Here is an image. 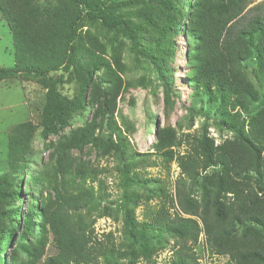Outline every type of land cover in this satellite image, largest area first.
I'll return each instance as SVG.
<instances>
[{
	"label": "trees",
	"instance_id": "1",
	"mask_svg": "<svg viewBox=\"0 0 264 264\" xmlns=\"http://www.w3.org/2000/svg\"><path fill=\"white\" fill-rule=\"evenodd\" d=\"M31 1L22 2L23 10ZM67 1L77 9L75 18L67 22L66 15L62 24L55 26L50 21L45 29L34 31L21 25L16 6L10 13L2 9L13 34L16 69L0 68V80L15 73L47 75L59 67L64 72L74 68L81 78L79 94L72 99L57 91V80L49 90L40 132L45 149L50 150L49 162L33 178L46 196L31 200L23 216L19 212L22 184L16 172L27 168L33 128L21 124L9 136L10 173L0 176V255L8 250L9 264H110L114 258L137 264L140 258L150 260L156 251L154 240L161 242L160 238L167 236L177 247L170 264H198L192 251L203 235L214 254L228 258L226 264H264V97L247 73V64L253 63L254 74L264 78V1L251 6L252 0H192L187 2V11L182 0H127L106 5L100 0ZM84 12L93 25L98 23L106 32L127 38L133 54L151 65L165 93L172 88L168 59L175 54L173 38L185 32L192 41L184 51L191 82L203 97L218 99L222 119L217 125L233 133V140L221 146H215L206 133L188 143V150L177 157L174 195L157 181L161 201L151 219L142 223L134 216L140 197L126 188L154 181L130 174L136 167L135 158L116 135L114 113L121 78L105 58L89 65L76 51L75 28ZM148 27L153 40L143 45L142 34ZM90 44L102 53L96 41ZM61 46L65 49L63 61ZM102 66L108 82L104 87L94 80L95 71ZM88 107L90 120L63 133L71 117L83 115ZM229 108L232 112L238 109L245 118L232 114ZM52 136L57 139L52 141ZM176 143L180 144L168 129L156 133L153 147L171 161L170 148ZM90 149L100 157H115L122 165L125 243L115 245L110 233L98 237L89 221L100 208L94 190L87 186L100 174L85 159ZM174 208L181 214L171 213ZM19 222L23 236L29 238L35 228L39 236L35 242L11 250ZM49 236L54 254L42 261ZM21 252L26 259L20 260Z\"/></svg>",
	"mask_w": 264,
	"mask_h": 264
},
{
	"label": "rangeland",
	"instance_id": "2",
	"mask_svg": "<svg viewBox=\"0 0 264 264\" xmlns=\"http://www.w3.org/2000/svg\"><path fill=\"white\" fill-rule=\"evenodd\" d=\"M23 1L0 0V68L3 69L15 70L16 59L13 34L2 9L10 13L16 6V12L23 23L21 25L32 31L38 27H40L39 30L45 29L44 25L50 21H53L55 26L62 24L61 20L66 15L69 18L67 22L77 16L76 7L67 0H32L25 10L21 7ZM100 1L106 5L127 0ZM188 1L192 2V0H182L184 11H187ZM263 1L252 0L251 6ZM28 17L34 18L33 23H29ZM149 29L150 27L142 34L143 45L147 44L150 39L153 40V34ZM91 40L96 41V45L100 46L102 53L93 50L90 44ZM173 40L175 42V54L168 59V65L173 74L171 77L172 88L169 93H165L163 84L158 81L151 65L133 54L129 40L122 34L106 32L105 28L98 23L93 25L86 18L85 12L79 17L77 28H75L74 46L82 58H87L86 63L90 65L96 61L97 64L100 58H105L107 64L121 78V89L116 100L114 113V123L119 131L116 135H119L126 143L130 153L135 158L136 167L130 174L137 173L139 179L154 181V183L144 185L132 183L126 188L128 193L133 194L135 192V195L140 197L134 210V216L139 223L150 220L158 209L161 201L159 183L167 189L169 194L174 195V185L179 175L177 157L188 150V143L204 133L213 140L215 146H221L226 141L233 140V133L229 132L227 128L217 125L222 119L218 99L210 101L203 97L199 93L200 89H197L191 82V70L184 59V51L190 47L192 41L183 31H180L178 37L173 38ZM64 51L62 46L59 47L62 61L64 60ZM87 51H90L91 54L92 51L94 52L91 56V54H87ZM64 63L66 62L64 61ZM116 67H120L122 72H119ZM56 70L47 75L15 73L0 80V176L10 173L8 162L10 134L21 124H29L33 128V135L28 143L27 168L24 171L18 170L16 172L22 184L19 203V212L22 216L31 200H41L46 196V194L42 196L41 188L34 184L33 178L38 172L45 169L49 162L50 150L45 149L46 142L40 137L41 121L49 90L57 80L59 82L56 89L61 95L72 99L79 94L81 74L77 73L74 68L68 72H64L62 67ZM252 70H254V64H247L248 77L264 97V78H258ZM105 72L106 68L102 66L94 74V80L100 81L102 87L108 84L104 79ZM263 97L260 96V99ZM230 112L232 114L237 112L242 115V119L245 118V114L239 112L238 109ZM90 118L89 107L83 115L74 114L69 126L63 133L83 127ZM168 129L175 133L177 141L180 143L179 145L176 143L170 148L173 151L171 161L162 153H157L153 147L156 133L161 134ZM105 130L103 131L106 134ZM97 133L98 131L95 132V134ZM56 139L57 136L51 137L52 141ZM262 154H264V149ZM85 159L100 173L94 182H87V186L94 190L100 203L99 210L92 213L89 218L91 226L98 237L110 233L115 245L125 243L123 236V209L125 206L123 203L124 177L121 173L122 165L115 157H100L96 150L91 149L86 154ZM208 171L211 172V170ZM133 203L132 200L129 201V204ZM174 211L181 214L177 208L170 210L171 213ZM6 224L10 225L7 221ZM17 225L18 228L14 233L13 241L10 243L11 250H17L20 245L25 243L35 242V238L39 236V230L35 228L32 236L26 238L23 236L20 222ZM4 237L5 239L1 242L3 251L4 244L7 242V237ZM160 239L161 242L155 240L153 242L156 251L150 260L145 261L140 258L137 264H170L172 262L174 250L177 249V247L174 248V240L167 236ZM7 251H4V256L0 255V264H9L10 256ZM192 252L198 264H226L228 261L227 257L216 255L208 248L203 235L200 236L199 242ZM53 254L54 249L49 236V243L46 246L42 261ZM19 258L20 260L26 259V255L21 252ZM100 264L104 263L100 261ZM110 264H127V260L114 258Z\"/></svg>",
	"mask_w": 264,
	"mask_h": 264
}]
</instances>
